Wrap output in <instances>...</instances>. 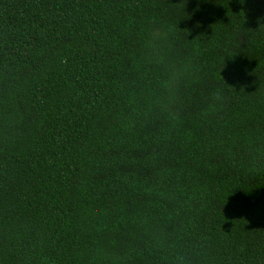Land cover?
I'll return each mask as SVG.
<instances>
[{
    "label": "trees",
    "instance_id": "1",
    "mask_svg": "<svg viewBox=\"0 0 264 264\" xmlns=\"http://www.w3.org/2000/svg\"><path fill=\"white\" fill-rule=\"evenodd\" d=\"M0 264H264V0H0Z\"/></svg>",
    "mask_w": 264,
    "mask_h": 264
}]
</instances>
